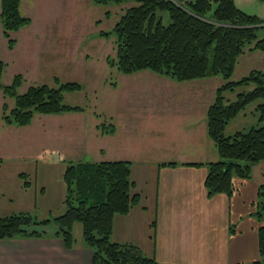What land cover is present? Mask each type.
<instances>
[{
  "label": "crops",
  "instance_id": "crops-1",
  "mask_svg": "<svg viewBox=\"0 0 264 264\" xmlns=\"http://www.w3.org/2000/svg\"><path fill=\"white\" fill-rule=\"evenodd\" d=\"M30 1L27 5L22 0L20 5L22 13V8H26V15L32 14L31 4L38 0ZM257 1L235 0V3L251 14L252 9L259 11ZM31 26L33 21L25 30ZM32 34L35 38H28V42L33 44L39 32ZM4 40L7 43L0 22V41ZM44 43L38 40L36 50L29 54L37 56L42 47L45 49ZM30 67L35 69L34 65ZM206 81L180 83L149 70L134 75L119 74L117 86L108 84V90L119 88L120 108H111L105 114L116 123V133L102 136L95 121L88 120L85 113L40 117L49 121L63 120L64 115L83 119L70 138L58 132L59 136L48 140L43 131L45 134L39 139L56 145L47 153L60 155V160L54 162L43 158L33 162L34 144L32 135L29 136L32 126L19 127L0 121V218L18 212L38 214L41 218L62 214L67 193L64 174L69 161H127L131 164V192L138 195L139 201L128 214L115 216L112 241L136 245L158 264L259 261L258 231L262 223L254 213L259 188L264 185V162L252 166L250 179L234 180L236 190L232 195L210 197L205 186L208 164L220 157L208 135L209 103L201 99V110L186 109L187 100L183 105L177 103L182 93L185 97L188 94V99L201 97L202 86H208ZM194 88L199 92L194 93ZM3 105L4 101L2 111ZM252 106L255 108V104ZM253 116L256 120L257 116ZM40 230L47 236L0 240V264H93V251L84 243L80 223L74 225L76 244L72 249L54 236L57 230L54 226Z\"/></svg>",
  "mask_w": 264,
  "mask_h": 264
},
{
  "label": "trees",
  "instance_id": "trees-1",
  "mask_svg": "<svg viewBox=\"0 0 264 264\" xmlns=\"http://www.w3.org/2000/svg\"><path fill=\"white\" fill-rule=\"evenodd\" d=\"M93 1L107 7L130 0ZM132 1L136 5L126 10L112 30L119 47L117 61L111 63L117 65L120 72L149 70L179 82L213 76L226 80L208 111V134L220 158L208 164L205 186L210 197L232 195L236 190L234 180L250 179L252 166L264 162V71L253 70L239 81H231L237 58L247 47L252 46L253 51L264 50V39L258 40L257 33L264 28L260 26L264 21L239 9L235 0ZM21 2L1 1L0 22L9 49L17 42L11 34L32 22L21 14ZM164 11L171 19L167 26L161 16ZM5 70L6 64L0 60V88L14 96L15 105L10 109L4 104L0 121L21 127L30 124L35 113L61 114L82 109L63 102L65 93L82 89L79 83H60L57 88L31 87L20 95L17 89L22 77L16 76L11 85L4 86L1 80ZM229 93H236L233 101L226 98ZM253 104L259 125L227 136V124ZM107 128L105 124L98 126L103 134L113 133ZM47 158L60 156L48 154ZM64 181L67 193L62 214L40 218L30 212H18L2 217L0 240L44 237L47 233L40 228L54 226L57 229L54 236L72 249L76 244L74 225L80 223L84 243L93 251V264H158L136 245L112 241L115 216L128 214L139 201L138 195L131 192L130 162L69 161ZM254 216L262 224L258 231L260 260L253 264H264V185L259 188Z\"/></svg>",
  "mask_w": 264,
  "mask_h": 264
},
{
  "label": "rangeland",
  "instance_id": "rangeland-1",
  "mask_svg": "<svg viewBox=\"0 0 264 264\" xmlns=\"http://www.w3.org/2000/svg\"><path fill=\"white\" fill-rule=\"evenodd\" d=\"M30 2V0H26L25 3L30 5ZM256 3L255 5L259 11L255 9L253 11L252 9L249 12L254 13L250 15H255L264 21V3L259 0ZM31 5L33 6V11L32 14L30 12V16L26 15V8H22L24 14L20 7L21 14L24 17L30 18L33 21V26L25 30L26 27L32 24L31 22L29 25L23 27L24 29L22 28L11 34L12 39H17V46L15 45L16 48H13L15 53L10 52L8 49L7 39V43L5 40L3 43L0 41V60L6 64V70L1 83L4 86L11 85L14 78L20 75L22 82L17 89V93L20 95L28 92L31 87L48 85L57 88L60 87V83L71 81L77 82L82 86L80 91L68 92L63 96L64 104L80 107L82 108L81 110L66 111L61 114L35 113L30 124L21 126H32L29 136L32 135L34 144L33 162L42 161V158L43 161L54 162L60 159L47 158L48 154H52L47 153V150H52L51 148L56 147V145L52 144V141L43 142L39 138L45 133L48 134V140L56 138L60 135L59 133L68 138L76 134V129L83 123V119L64 117L66 113H85L87 114L88 120L95 121L97 129L99 125L105 124L113 130V133L110 134L116 133V123L107 118L105 114L111 108H120V90L119 88L108 90L110 89L109 85H113L112 87L117 86L119 74L134 75L142 71L130 74L122 73L119 71L117 65L111 63V61H117L119 47L112 30L121 20V16L125 14L126 10L136 5V3L130 0L123 4H111L110 6L104 7L96 5L93 0H38ZM161 16H163V24L165 26L171 23L167 11L161 13ZM260 26H264V22ZM43 30L46 31L44 32ZM34 31L39 32V38L37 40L35 39V42L32 44L28 42V38H35L32 34ZM108 33L110 34L107 35ZM257 33L258 40L264 39V28L259 29ZM38 40H41L42 43L45 42V49L42 47V52H39L34 57L29 52L36 50L35 44ZM251 48L252 46L247 47L237 58V64L231 81H239L253 70L264 71V50L253 51ZM14 57L15 61L12 62ZM32 65L35 66V69L30 67ZM17 70L24 72L16 73ZM202 79L207 80L208 86H202L201 97L192 96L188 99V94L185 97L184 93H182L177 103L183 105L187 100L186 109L190 108V110H193L196 108L197 110H201L203 108L201 99H203L209 103L208 107L206 106L208 118V111L215 102L218 91L225 84L226 80L221 76ZM195 88L194 93H198V89ZM235 94L229 93L225 96L227 99H230L229 101H233L236 98ZM3 101L10 109L14 108V96L6 94L0 88V112L2 111ZM253 109L254 107L249 105L244 114L241 112L237 116L238 119L236 117L231 120L228 123L230 125L225 134L231 136L237 131H247L253 126H258L257 119L255 120L251 113ZM30 111H33V109ZM62 114H65L61 116L63 120L56 118L57 120L51 119L49 121L40 118L43 115ZM32 123L34 124L31 125ZM67 128L68 132L66 133ZM98 131L100 132L99 129ZM100 134L102 136L110 135L101 132ZM36 215L40 217V215Z\"/></svg>",
  "mask_w": 264,
  "mask_h": 264
}]
</instances>
